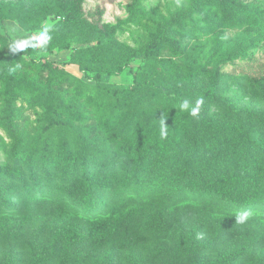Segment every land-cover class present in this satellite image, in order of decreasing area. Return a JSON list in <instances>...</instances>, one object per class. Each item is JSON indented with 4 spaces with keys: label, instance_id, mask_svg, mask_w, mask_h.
<instances>
[{
    "label": "trees",
    "instance_id": "16d2710c",
    "mask_svg": "<svg viewBox=\"0 0 264 264\" xmlns=\"http://www.w3.org/2000/svg\"><path fill=\"white\" fill-rule=\"evenodd\" d=\"M134 1L127 6L131 12L136 11ZM3 7L5 4L0 1V18L4 15L14 16L26 30L32 17L24 16L27 10L29 13L32 10V14L33 11L37 12L38 17L52 13L51 10L46 12L42 5L30 8L29 5H19L14 11L9 10L12 7ZM204 12L220 17L222 25L233 24L243 28L236 42H233L234 53L240 57L248 53V46L264 45V2L194 0L192 8L169 16L164 25L149 30L144 38L145 43L129 51L125 62L108 63L97 68V64L105 61L102 53L87 61L78 55V52L88 54L93 46L71 49L66 61L82 66L85 77L93 80L91 84L70 76L53 61L47 60L53 47L68 49L66 42L47 43L43 48L27 47L13 54L0 53V103L8 109L1 125L11 138L1 147L9 152L11 160L8 163L13 167L10 173L0 175L2 243L10 244L9 247L14 248L12 250L28 251L30 264H79L74 246L84 240H87L90 251L115 248L129 256V253L139 249L149 259L160 257L162 264H200L197 254L202 247L191 233H176L171 249L163 248L162 242H159L170 232L171 214L164 207V199L169 197L170 202L179 201V193L185 196L197 192L202 195L196 200L197 204H203L204 209H213L209 211L211 216L226 219L225 223L212 228L215 233L221 231L230 242L226 256L215 264H264V133L255 140L235 124L229 125L232 131H225L222 122L212 120L204 111L197 117L199 131H209L205 141L207 147L201 143L197 148L193 143L191 148L189 143V150L178 148L175 143L167 142L170 135L163 137L160 145V142L155 144L158 132H161V121L158 118L159 122L150 126L151 116L142 120L145 110H141V107L146 106L143 100H136L132 94L125 102L117 97L113 100L105 89H99L102 88L101 73L112 75L121 72L130 59L138 55L147 59L150 54L160 52L163 46L181 53L182 59L190 66L189 58L182 54L185 51L182 37L174 28L187 21L192 14L204 15ZM53 13L65 16L69 24L77 22L76 7L67 9L59 6L54 8ZM134 17L136 20L127 22L137 24L138 16ZM117 28L108 25L94 37L101 50L111 43L109 38ZM25 53L30 55L28 60H25ZM19 71L23 72L18 78ZM199 75L205 80L201 87L205 89L206 98H213L226 76L220 66L214 64L210 67L208 62L189 69L188 78L195 79ZM242 78L248 81L252 91L258 92L264 74L256 78L245 73ZM23 89L42 100V106L47 105L48 115L43 127L52 134L67 131L68 124L62 117L71 118L74 124L85 123L86 126L88 110L97 109L99 130L104 138L111 141L101 156L104 160H100V163L103 164L92 170L87 167L90 160L83 158L77 161L78 166L62 162L63 170L54 174L48 172L42 157L36 162L33 158H18V150L13 146L22 138L10 130L9 122L12 120L10 111H13L17 99L21 98L19 91ZM127 89L125 93L133 92L132 88ZM60 91L64 92V96L69 94L72 99H62ZM222 105L228 110L226 103ZM235 109L264 126V109ZM172 122L170 117H166L167 132ZM62 149L64 153L68 151L67 148ZM64 156L68 158L69 153ZM39 161L40 168L37 166ZM112 163L114 165H110ZM64 168L69 171L66 172ZM136 175H143L146 182L156 183L151 187L160 196L154 207L142 205L130 194L122 195L132 189L131 180ZM96 187L111 188L118 195L110 203L97 205L90 195ZM77 204L82 207L80 213ZM244 209L252 212L246 223H235V216L226 218L229 212L236 215ZM214 221L218 223L219 220L215 218ZM41 240L46 242L35 251L34 244L38 245ZM57 246L59 252L55 250ZM104 264L111 263L106 260ZM131 264L138 263L132 261Z\"/></svg>",
    "mask_w": 264,
    "mask_h": 264
},
{
    "label": "rangeland",
    "instance_id": "374dc122",
    "mask_svg": "<svg viewBox=\"0 0 264 264\" xmlns=\"http://www.w3.org/2000/svg\"><path fill=\"white\" fill-rule=\"evenodd\" d=\"M0 1L4 2L5 7H12V9H9L12 11L15 10L14 8H18L19 5H29V8L42 5L46 12L49 10L52 12L45 17H38L37 12L33 11L32 14V10L31 13L27 10L24 16H32L28 21L27 30L20 25L19 20L14 16L4 15V17H1L0 53H15L9 48L14 41L24 38L35 40L43 26L50 24L54 29L52 28L50 33L52 39L48 44L66 42L69 48L53 47L51 53L47 55V60L53 61L70 76L77 77L90 84L94 82L92 79L85 77L86 72L82 66L66 61L71 49L93 46L88 54L83 55L82 52H78V55L83 61H87L90 57L102 53L105 61L97 64V68L106 66L108 63L119 64L125 62L129 51L137 49L145 43L144 38L149 30L164 25L169 16L192 8L194 2V0H136L134 1L136 11L131 12L127 6L132 0ZM242 1L246 3L264 2L263 0ZM59 6L67 9L77 8L76 24L67 23L65 16L54 15V8ZM1 15L3 16V14ZM134 16H138L139 22L137 24L128 23L129 20H136ZM222 24L220 17L216 18L211 14H207V12H204V15L202 13L192 14L187 21H182L180 26L174 28L175 32L182 37V45L185 47L182 54L189 58L188 63H190V66L182 59L181 53H175L174 49L171 50L169 47L163 46L160 52L150 54L147 59L139 55L130 59L121 72L112 75L101 73L100 85L102 88L99 89H105L113 100H116L117 97V99L125 102L131 94L136 100H143L146 106L141 107V110L143 108L145 110V114L141 118L145 120L147 116H151L150 126L156 125L159 122L158 118L160 119L162 116L170 117L173 125L169 129L170 133L167 132V136L170 135L167 142L175 143V147L189 150V147H187L189 143L191 148L193 143L197 148L201 143H205V147H207L208 144L205 141L209 131L201 133L198 125L199 118L189 115L187 111H180L178 105L186 98L194 102L199 97H205V89L201 87L205 82L204 77L199 75L195 79L188 78L189 69L205 65L207 62L210 67L216 64L221 67V72L226 76L220 82L213 98H204L200 114L205 111V115L212 118V120L222 122L225 131H232L229 125L235 124L246 130L253 139H258L264 133V126L239 111L236 112L235 108L253 111H263L264 109V81L260 83L257 92L252 91L248 81L242 78L245 73H249L256 78L264 74V47H262L264 45L248 46V53L240 57V55L234 53L233 42H236L243 28L233 24L230 26ZM60 25H62L61 28H59ZM108 25L118 26V28L109 38L111 43H107V47L103 46L104 48L101 50L94 37L103 32L102 30ZM142 47L145 48V45ZM25 54L24 56L27 58L25 60H28L30 55ZM22 72H18V78ZM89 74L91 73L89 72ZM240 75L241 77H239ZM1 87L2 79L0 76ZM127 87L132 88L133 92L125 93L128 90ZM113 90L117 92L113 93ZM19 93L21 98L17 99L13 105V111H10L12 120L9 122L11 125L10 130L22 138L21 142L13 146L14 149L18 150V158L24 160L33 158L36 162L42 157L45 165L48 166V172L54 174L56 171L63 170L62 166L64 165L62 162L78 166L77 161L83 158L85 161L90 160L87 167L92 170L103 164L100 163V160H104L101 156L106 152V147L110 145L111 141L104 138L99 130L97 109L88 110L89 116L86 126L85 123L83 125L82 122L79 123V120L76 121L77 124H74L71 118L62 117L68 124L67 131L63 130L62 133L52 134L43 127L48 115L47 105L42 106V100H39L35 94L26 89L19 91ZM59 93H62V99H72L69 94L64 96V92L60 91ZM223 103L227 104L228 110L223 107ZM7 110L0 103V175L4 172L10 173L13 168L8 163V160H11L9 152L3 151L1 147L2 143L6 144L11 141V138L7 135V130L1 125L2 118L8 113ZM79 129H81L80 133H78ZM162 138L161 132H158L155 144L160 142V145ZM84 143L86 146H84ZM63 147L67 148L68 151L64 153ZM68 153V158H65L64 155ZM39 165L40 161L37 164L38 168H40ZM110 165H114V163ZM109 168L106 167V169ZM65 170L66 172L69 171L68 169ZM117 170L121 171L120 169ZM132 180L130 185L132 191L126 190L122 195L127 196V194H130L142 205L154 207L156 199L160 196L151 187L156 183L146 182L143 175H136ZM1 181L2 179H0ZM171 193L173 195V191ZM90 195L93 197V202L99 205L103 202L110 203L118 194L115 195L111 188L96 187ZM201 196L197 192L185 196H181L179 193L177 197L179 201L172 200L170 202L169 197L164 199V207L171 214L170 232L167 233L166 238L159 242H162L163 248L171 249L174 245V235L176 233L179 231L191 233L196 243L202 247L197 254L200 264H215L226 256L230 242L226 240L221 231L215 233L212 228L217 224L225 223L226 219L222 216H211L209 211L213 209L209 210L208 207L204 209L201 206L203 204H197L196 200ZM184 200L187 201L183 202ZM76 206L78 213H80L82 207L78 204ZM207 216H210V218ZM229 216L235 215L229 212L226 218ZM215 218L219 220L218 223L214 221ZM1 232L2 230H0V238L2 237ZM0 242V264H30L28 251L26 252L24 249L12 250L14 248H10V244L2 243V239H0ZM45 242V240H41L38 245L34 244L35 251ZM89 248L87 240L74 246V251L78 254L79 264H104L106 260L111 264H131L132 261L138 264H162L160 257L149 259L145 252L139 249L132 251L127 256L126 253L115 248H102L94 251H90ZM55 250L60 251L58 246Z\"/></svg>",
    "mask_w": 264,
    "mask_h": 264
},
{
    "label": "clouds",
    "instance_id": "9594fccd",
    "mask_svg": "<svg viewBox=\"0 0 264 264\" xmlns=\"http://www.w3.org/2000/svg\"><path fill=\"white\" fill-rule=\"evenodd\" d=\"M53 26L52 25H45L43 26L41 32L39 33L38 37L33 40L32 38H24L17 41H14L9 48L13 51H24L27 47H40L43 48L47 45V43L52 39L51 31ZM18 66V65H17ZM204 104V98L199 97L194 102L191 99H183L179 105L178 109L180 111H187L189 115L193 117H197L200 114V109ZM166 117L162 116L160 118L161 121V135L162 137L167 136V129L168 126L165 123ZM252 216L251 210L244 209L238 212L235 215V223L244 224L248 221V219Z\"/></svg>",
    "mask_w": 264,
    "mask_h": 264
}]
</instances>
